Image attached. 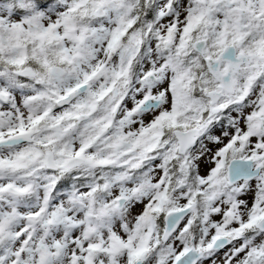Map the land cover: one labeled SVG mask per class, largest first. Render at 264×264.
Returning <instances> with one entry per match:
<instances>
[{
    "label": "snow or ice",
    "instance_id": "obj_1",
    "mask_svg": "<svg viewBox=\"0 0 264 264\" xmlns=\"http://www.w3.org/2000/svg\"><path fill=\"white\" fill-rule=\"evenodd\" d=\"M0 264H264V0H0Z\"/></svg>",
    "mask_w": 264,
    "mask_h": 264
}]
</instances>
